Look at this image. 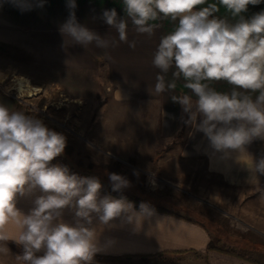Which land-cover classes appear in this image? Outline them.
Wrapping results in <instances>:
<instances>
[{"label": "clouds", "instance_id": "obj_1", "mask_svg": "<svg viewBox=\"0 0 264 264\" xmlns=\"http://www.w3.org/2000/svg\"><path fill=\"white\" fill-rule=\"evenodd\" d=\"M206 2L122 0L127 19L118 16L115 8L105 10L102 19L129 47H135L127 37L129 20L137 33L148 36L160 27L150 22H176L174 30L160 37L153 54L158 73L152 91L156 95L173 91L182 78L191 94L172 95L171 100L187 114L184 123L203 133L212 157L238 160L247 145L264 140V11L245 18L242 13L248 6L261 0H219L235 19L230 23L215 15L216 4L198 8ZM68 7L75 9V0H68ZM60 32L84 48L118 46L115 38L101 37L78 23L74 11ZM105 57L111 58L107 52L98 58ZM172 69V80L166 81ZM4 78L0 74V83ZM219 81L231 85L230 91L211 86ZM17 90L20 93L22 88ZM66 143L63 134L42 120L0 103V242L10 239L6 227L14 226L17 234L11 239L22 250L15 256L18 264H93L103 248L99 236L104 227L119 219L139 229L155 214L146 203L137 210L126 197L101 196L98 178L82 177L52 163L64 153ZM249 171L264 176V156L253 159ZM109 179L114 192L130 186L122 175L110 173ZM25 197L33 198L27 213L17 207L18 199ZM259 199L264 202V190L259 191ZM66 212L71 221L64 219ZM7 251L0 247V252Z\"/></svg>", "mask_w": 264, "mask_h": 264}, {"label": "crops", "instance_id": "obj_2", "mask_svg": "<svg viewBox=\"0 0 264 264\" xmlns=\"http://www.w3.org/2000/svg\"><path fill=\"white\" fill-rule=\"evenodd\" d=\"M75 3V9H70L68 0H0V59L68 70L74 83L79 78L85 81L92 78L90 93L73 94L72 98L106 102L103 110L97 114L99 117L89 119L88 137L100 145V150L111 152L121 161L129 158L138 166H144L157 151L166 148L167 152L171 151L180 159L203 163L210 173L221 176L228 185L264 187V176L257 177L254 173L250 175L249 171L253 168V159L264 156V140L256 139L247 145V152L241 153L238 160L212 157L203 133L194 132V129L184 124L187 114L183 113L178 103L171 100L172 95L191 94L190 90L183 87V79L176 81L177 87L173 91L159 95L152 91L158 73V69L152 65L153 54L160 37L174 30L176 22L170 19L150 22L160 27L152 36H148L137 33L129 20L128 41H135V47H129L128 43L119 42L116 31L102 19L103 12L113 8L118 16L125 15L127 19L122 0H75ZM209 4H216L219 8L215 13L217 17L227 19L230 23L235 22L224 6L219 4V0H207L198 8ZM70 11L75 12L78 23L101 37L107 36L110 40L115 38L118 46L103 50L94 44L87 48L73 44L60 32ZM261 11H264V0L258 5H249L247 12L242 15L250 18ZM105 52L111 58L99 59ZM172 71L174 69L169 71L166 81L172 80ZM211 86L222 92L231 89V85L224 81L213 82ZM257 94H253V98ZM183 125L184 133L175 141ZM70 155L72 159L69 158V165L61 161L64 153L52 163L67 166L71 173L83 172L90 177V174L82 171L83 162H77L75 166L70 161L73 160ZM260 190L264 188L256 191ZM153 192L154 189L145 190L134 196L123 191L114 192L112 187L102 185L101 196L126 197L137 210L141 203H146L155 210V214L139 229L119 219L104 227L99 236L103 248L94 256L93 264H264V237L262 227L256 223L257 216H253L254 223H247L249 229L242 231L240 228L246 236L236 245L234 242L237 239L232 240L228 231L210 228L200 220L144 199ZM32 199L19 198L17 207L27 213L33 206ZM64 219L71 221V214L66 212ZM6 231L10 239L0 242V247H6L8 251L6 254L0 252V264H18L15 256L20 253L14 248L17 245L11 239L17 230L9 225ZM251 234L259 236L249 237ZM221 239L224 241L221 245L237 250L239 247V255L225 254L210 248L213 240ZM216 248L228 249L218 245ZM108 258H114L115 261H105Z\"/></svg>", "mask_w": 264, "mask_h": 264}, {"label": "rangeland", "instance_id": "obj_3", "mask_svg": "<svg viewBox=\"0 0 264 264\" xmlns=\"http://www.w3.org/2000/svg\"><path fill=\"white\" fill-rule=\"evenodd\" d=\"M39 66L12 59H0V74L5 77L0 83V103L6 104L13 111L33 110L43 116L49 129L63 134L67 143L61 161L69 165V158L72 159L69 153L72 152L74 155H70L73 157L71 163L76 166L77 162H83L82 171L90 174V177L98 178L101 184L108 188L112 187L110 173L122 175L130 181V186L122 191L134 196H138L139 192L154 189V194L144 199L200 220L210 228H218L223 232L226 230L232 240L237 239L234 242L236 245L246 236L241 229L243 231L250 228L247 223L253 222V216H257L256 223L262 227L264 237V202L259 199V191H256L263 189V186L228 185L221 176L210 173L203 163L180 159L171 151L167 152L166 148L157 151L148 164H143L148 170L135 164L132 159L121 161L119 157L110 154L111 152L100 150L99 144L89 140L87 127L89 119L99 117L97 114L103 110L106 102H88L72 98L73 94L77 93L88 95L92 78L87 79V82L79 78L77 83H74L68 70ZM14 75L25 77L31 87L18 93L13 81ZM101 78H104L103 73ZM9 88L10 91L6 92ZM179 137H176L175 141H178ZM74 173L88 177L83 172ZM258 236L251 234L249 237ZM221 243H224L222 239L213 240L212 246L222 253L239 255V247L237 250ZM216 245L228 249L216 248Z\"/></svg>", "mask_w": 264, "mask_h": 264}, {"label": "trees", "instance_id": "obj_4", "mask_svg": "<svg viewBox=\"0 0 264 264\" xmlns=\"http://www.w3.org/2000/svg\"><path fill=\"white\" fill-rule=\"evenodd\" d=\"M23 109V108H22ZM24 113L27 114V115H31V116H35L36 118L42 120L44 122V124L48 127L47 123L44 121V118L43 116H39L38 114H36L33 110H24ZM186 120V119H185ZM185 124V123H184ZM184 133V125H183V128L179 131V133L176 135V137H179V136H182ZM14 248H16V250L21 253V248L20 247H17V246H14ZM210 248L212 249L213 246L211 244ZM105 261H115L114 258L113 259H105Z\"/></svg>", "mask_w": 264, "mask_h": 264}, {"label": "bare ground", "instance_id": "obj_5", "mask_svg": "<svg viewBox=\"0 0 264 264\" xmlns=\"http://www.w3.org/2000/svg\"><path fill=\"white\" fill-rule=\"evenodd\" d=\"M19 78H23V81H20ZM25 77H22L20 75H14L13 77V81H15L16 84V88H18V86H20L22 88V90H28L31 87V84L29 82H27V80L24 79Z\"/></svg>", "mask_w": 264, "mask_h": 264}]
</instances>
